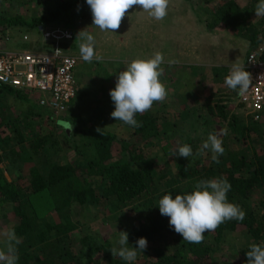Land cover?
<instances>
[{
	"label": "trees",
	"instance_id": "obj_1",
	"mask_svg": "<svg viewBox=\"0 0 264 264\" xmlns=\"http://www.w3.org/2000/svg\"><path fill=\"white\" fill-rule=\"evenodd\" d=\"M33 1L43 3L42 0ZM240 1L219 0L218 5L210 9L213 12L210 27L225 23L236 34L248 35L252 48L260 42L264 30L260 32L254 24H249L253 18L250 17L249 6L242 7ZM48 8L30 18L22 14L0 13V27L2 31H7L23 26L38 32L41 26L62 20L69 22L78 10L84 13L90 9L86 0H64ZM74 42L75 37L66 46ZM90 63L98 67L97 71L93 70V78L85 83L77 79V96L66 110L69 116L58 118L54 122L56 127L52 129L36 127L40 123L35 124L38 121L33 120L49 118L51 114L45 115L33 106L28 107V104L18 101L32 99L27 93L0 85V209L4 217L12 213L14 218L19 219L10 227L20 239L16 245L17 264H136V261L128 262L112 256L110 249L120 247L119 239L99 237V233L91 232L92 223L86 213H90L95 205L110 208L112 212L126 207L136 211L138 224L122 230L128 233L131 247L137 246L139 238H146L147 248H150L154 235L165 236L166 244L156 248L157 258L152 264H213L221 245L233 235L240 234L239 226L245 225L242 235L247 234L250 240L244 243L241 258L238 262L223 264H247L246 253L250 245H264V110L250 113L239 101L238 91L225 85L227 75L222 80V77L217 79L214 76L209 84L212 93L200 104V118L196 115L197 108L192 110L183 104L185 108L175 106L173 121L167 116L161 123V117L156 115L158 102H154L149 111L136 114L135 119L142 124L141 127L133 128L121 121L115 125L110 121L114 106L108 92L117 77L114 75L110 80L100 73L106 69L99 60L93 59ZM181 85L184 86L182 80L174 82L171 96H180ZM93 92L92 103H83ZM4 96H10L11 102L25 110L30 120L22 121L18 116L12 122L7 121L5 108L1 106ZM171 96L168 94L167 98ZM182 119L186 120L185 124L190 122L189 129L198 130L199 124H204L207 130L223 141L224 152L218 156L217 163L212 159L210 150L200 152L196 143L193 147L190 144L192 139L186 140L193 155L188 159L181 157L171 172L166 169L159 175L154 167L155 154L149 153L147 146L150 140L160 137L161 125L166 134L184 128ZM58 132L62 134L60 138ZM137 135L140 142L135 139ZM259 140L261 146L255 148L254 142ZM114 144L120 147L118 153L113 152ZM63 146H69L80 158L83 157L82 160L73 163L61 157L57 149ZM250 148L253 151L251 154ZM195 152L200 154L198 158ZM2 163H5V168ZM26 165L30 166V173L25 181L20 170ZM14 169L17 175L13 173ZM6 170L12 174V180L5 176ZM219 178L226 179L231 185L227 193L228 202L241 207L246 213L244 219L225 221L215 231L206 232L202 243L183 241V237L170 227L169 218L160 214L159 199L164 195L175 198L176 195L190 193L197 182ZM35 200H42L45 209L42 203ZM41 210H54L58 220ZM80 226L84 234L73 248L68 242L71 237L74 238L73 235L78 236L73 233ZM1 239L4 237L1 236ZM143 252H137L138 258Z\"/></svg>",
	"mask_w": 264,
	"mask_h": 264
},
{
	"label": "rangeland",
	"instance_id": "obj_2",
	"mask_svg": "<svg viewBox=\"0 0 264 264\" xmlns=\"http://www.w3.org/2000/svg\"><path fill=\"white\" fill-rule=\"evenodd\" d=\"M42 1L43 3H38L33 0H0V13H6L8 15L22 14L30 18L31 16L42 14L43 12H45V9H49L48 7H54L55 4L63 2L64 0ZM247 1L248 0H241L240 4L242 7L249 6L250 17H253L252 20L249 18V24H254V26L258 30H260V32H262V30H264V16H255V4L258 3V0H251L250 2ZM218 2L219 0H168L167 15L163 20H156L150 17L148 13L144 12L139 6H133V8L129 9L125 14L124 18L122 19L120 28L116 30L115 33L110 30L101 31L97 26L93 25L90 9L84 11V13L78 10L79 12L77 11V13H75L76 15L71 18V21L65 22L67 24H65L62 20L61 22L50 23L47 26L64 25L66 27L73 28L76 34L75 42L71 46L68 45L67 48L72 53L77 54V56H79L80 58L81 56L79 52V44L82 41L80 38H77L78 33L85 30L89 34H91L94 37L95 41V56L100 57V64L106 68V70H103L100 73H102L110 80L114 77V75L117 77L119 71L125 70L127 65L131 61L135 59H148L152 57V52H154L152 42H154L155 45L158 44L157 38H155L153 41L152 29H158L159 27H161L160 44L162 46L161 53L164 57V63L161 65V67L164 69L163 74L161 75V83L163 85H166L167 95L169 94L171 96V92L173 90L172 87H170V84L172 85V81L169 78L175 69L184 70L188 67L194 66L193 69L195 73L199 75L204 74L206 76L210 74L212 76H215L217 79L222 77V80L223 76L229 74L232 63L237 62L241 65L244 64L247 52L250 49L249 36L246 34H236V32L228 28L225 23H220L214 28L210 27V23L213 18V12L210 9L213 6H217ZM175 16L189 19V21L187 22V26H182L183 23L178 19L177 20L181 26L171 25V18H174ZM190 22L193 24L192 26H188ZM12 30H14L11 33L12 38H20L17 48L24 47L22 44L23 39L21 38L20 34L21 32L25 33V31L30 30L23 26L9 28L7 29V31H2L0 27V47H6V44L10 40L8 35ZM32 32V37L33 39H35L38 36V34L36 35L37 30H33ZM262 34H264V31ZM26 42H29L28 47L31 49H38L40 47L39 44L34 42L33 40L28 39L26 40ZM185 46L187 47L184 48ZM13 48L14 47L10 49ZM171 51L174 52L173 55L175 59L171 60L173 61V63L169 64L168 57ZM177 51L180 53L178 54ZM188 51H190L191 54L187 53V55L184 56ZM187 61L192 65H189ZM90 64V62H86L82 58L80 59L79 64L76 68V77L80 82H90V78L92 79L93 74L95 73L93 72V70L97 71L98 67L96 65ZM89 70L92 73H90ZM207 81L211 83V79H208ZM113 82L114 85L112 89L115 88L116 79H114ZM200 91L197 90L193 94L198 96L200 95ZM94 92L85 100H83V103L87 102L91 104L93 101L92 98L94 97ZM210 93H212L211 88L209 94ZM107 96L108 94L105 95V97ZM4 97L5 99L1 100V106L5 108L7 121L12 122L13 119L18 116L22 121L27 122L30 120V118L26 115L25 110H23L18 104L11 102L10 96ZM200 99L201 98H197V102L193 100L192 104H190L191 102L185 103L191 109L197 108L196 115L198 118H200L199 116H201L199 112V102L201 101ZM18 101L28 104L26 105L28 107L33 106L38 111L43 112L45 115L51 114V117H44L41 120H38V118L36 119L35 117L36 120H33V122L38 121L35 122V124L40 123L39 127L36 125V127L40 129L43 127H48L50 129L55 128L56 126L54 122L58 118H66L69 116L67 111L62 114L56 115L50 110L49 107L39 105L32 99H29V101L19 99ZM180 101L181 96H171L169 98L166 97L163 102H158V104L155 106L157 109L156 115L158 117H161L159 120L161 123L166 120L167 116L168 118H170V120H174V113L172 114V112H176L175 106L184 107V103H179ZM96 102L97 100H95L94 103ZM195 104H199V106L197 105V107H192V105ZM236 108L235 111L237 112ZM182 120H184L183 124H185L186 120ZM110 121L113 124L117 125V121H115L113 118L110 119ZM59 122L62 124L63 121L60 120ZM6 124H8V122ZM109 124L111 123L109 122ZM189 127L190 122L188 121L185 124L184 128H180L178 131H173L166 134L161 125L160 137L150 140V145L147 146L146 150L151 154H155L154 167L156 171H158L159 175H161V171L166 169H169L171 172V168L178 165V162L176 163V161H178V159H180L181 157H179L178 155H174V153L177 151L179 146L186 144V140L192 139V141H190L192 147L197 144L201 149L203 143L207 140L208 135L211 133V130H207L208 128L205 127L204 124H199L198 130H194L192 128L189 129ZM61 130L62 129H60V131ZM205 130H207V132ZM7 132H9L8 129ZM58 134V138H60L62 134H60L59 132ZM135 139H138L137 141L140 142V136H135ZM254 146H256L255 148H259L261 146L260 140L254 142ZM57 150V154L62 155L61 157H65L67 158V160L73 163H77L83 158H80L74 151L71 150L69 146H63L58 148ZM90 151L91 153H93V148H91ZM119 151V145L114 144L113 152L118 153ZM251 152H253L252 148L249 149V154H251ZM0 153H2L1 150ZM194 155L196 158H198L200 154L198 152H195ZM53 159L55 160L58 158L53 157ZM1 166L5 168L6 165L5 163H2ZM29 167L30 166L26 165V167L20 170V174L24 176L25 181L27 180V176L30 173ZM16 172L17 170L14 169L13 173L15 175H17ZM162 173H165V171H163ZM11 175L12 174L9 173L8 170H6L5 176L8 180H12ZM16 181L18 183H21V181L19 180ZM25 181L23 180V182ZM35 201H39L40 204L42 203V208L45 209L42 200ZM104 207L95 205L91 207L90 213H86V217H89L92 223L91 232L99 233V237L111 236L113 240H118L119 232H121L124 227L135 226L139 222L136 217V211L131 207H126L116 212H112L110 208L106 209ZM1 210L2 209H0V234L10 229L12 225L19 222V219L14 218L12 213H9V215L7 214V217H4ZM40 212H44L46 214L49 213V215H53V217L58 220V215L56 214V212H54V210H41ZM244 229L245 225H240L238 229V232H240V234L233 235L232 239L221 245L220 249H218L215 253L213 264H223L224 262H238V260L241 258V251L245 246L244 243L250 240V236H248L247 234L242 235V230ZM75 233L78 236L73 235L74 238L71 237L68 242V245L73 246V248L76 247L77 244H79L82 238L81 235L84 234L81 226L73 234ZM1 236L2 235H0V240H3L1 239ZM162 238L163 234L154 235L151 238L153 242H150V248H146V250H144L143 252V255L141 254L140 258H138L139 255L137 254V257L135 259L136 264H152L153 260H156L157 258L156 248H162L165 246L164 244H166V242H164L165 236L163 239Z\"/></svg>",
	"mask_w": 264,
	"mask_h": 264
},
{
	"label": "clouds",
	"instance_id": "obj_3",
	"mask_svg": "<svg viewBox=\"0 0 264 264\" xmlns=\"http://www.w3.org/2000/svg\"><path fill=\"white\" fill-rule=\"evenodd\" d=\"M86 3L91 10L93 25L101 31L110 30L113 33L120 28L122 19L133 6H139L156 20H163L168 8V0H86ZM255 16H264V0H259L256 5ZM77 38L82 41L79 52L84 61L100 59L95 56V41L91 34L83 30L78 33ZM163 63V54L156 52L151 58L131 61L125 70L118 72L115 88L109 92L114 103L111 117L115 121L133 128L141 127L142 124L135 119L136 114H143L152 108L154 102L166 99L167 91L160 81L164 71L161 67ZM171 63L173 61H169ZM224 83L242 96L252 84L251 74L245 71V66L235 62L232 63ZM222 143L216 134L210 133L199 151L210 150L213 153L212 159L218 163V156L224 152ZM174 155L188 159L193 151L190 145L184 144L178 147ZM230 189L231 185L223 178L202 180L195 184L190 193L176 195L175 198L164 195L158 201L159 212L169 218L170 227L183 237V241L199 244L203 242L206 232L215 231L225 221L244 219L246 213L241 207L228 202L227 193ZM0 235L4 237L0 240V244H3L0 247V264H17L19 257L16 245L20 243V239L11 228ZM118 243L119 248L114 246L110 249L112 256L128 262L135 261L137 252H143L147 248L146 238H139L136 247L129 246L128 233L123 231L119 232ZM246 256L247 264H264V245L251 244Z\"/></svg>",
	"mask_w": 264,
	"mask_h": 264
},
{
	"label": "built area",
	"instance_id": "obj_4",
	"mask_svg": "<svg viewBox=\"0 0 264 264\" xmlns=\"http://www.w3.org/2000/svg\"><path fill=\"white\" fill-rule=\"evenodd\" d=\"M37 37L33 41L39 44L38 49L0 47V85L27 93L39 105L59 115L66 112L77 96L76 67L80 57L66 46L74 39L75 30L66 26H41ZM24 38L32 40L28 35ZM243 66L251 74L252 84L244 95H239V101L250 113L262 111L264 35L249 49Z\"/></svg>",
	"mask_w": 264,
	"mask_h": 264
},
{
	"label": "crops",
	"instance_id": "obj_5",
	"mask_svg": "<svg viewBox=\"0 0 264 264\" xmlns=\"http://www.w3.org/2000/svg\"><path fill=\"white\" fill-rule=\"evenodd\" d=\"M180 20L183 24H182V26L184 25V26H187V22L189 21V19H187V18H181V17H179V16H175L174 18H171V25H175V26H181L180 24H179V22H178V20ZM193 24L190 22L189 24H188V26H192ZM160 30H161V27H159L158 29H152V36H153V41H154V39L155 38H157L158 39V44H154V42H152V44H153V47H154V52H152V56H153V54L154 53H156V52H160L161 53V49H162V46H161V44H160V41H161V39H160ZM14 30H12L10 33H9V38H10V40L8 41V43L6 44V48L7 49H10V48H12V47H14L13 49H16V50H18V49H28L29 47H28V43L29 42H26V40H25V38H24V36L25 35H28L29 37H31V39L32 40H34L33 39V37H32V31L33 30H30V31H25V33L24 32H21V38L23 39V46L24 47H22V48H17V45L19 44V39L20 38H16V39H14V38H12V35H11V33L13 32ZM35 32V31H34ZM38 34V32L36 33V35ZM262 35H264V34H262L261 33V36ZM13 40H15V41H13ZM3 47H5V46H3ZM28 47V48H27ZM187 46H185L184 48H186ZM177 53L179 54L180 52H178L177 51ZM187 53H189V54H191L190 53V51H188V52H186L185 53V55L184 56H186L187 55ZM174 52L173 51H171V53H169V57H168V60L169 61H171V60H174L175 58H174ZM110 59V58H109ZM187 63H188V61H187ZM189 65H192V64H190V63H188ZM193 67L194 66H192V67H188V68H186V69H184V70H178V69H175L174 70V72L171 74V76H170V80L172 81V85L170 84V87H172V90H173V85H174V82H176V81H181L182 80V83L184 84V86L183 85H181V93H180V96H181V101L184 103V106H186V104L185 103H190V104H192V101L193 100H195L196 102H197V98H201L200 100V102H199V104H201V102L203 101V99L206 97V96H208L209 95V92H210V87H209V84H210V82H208L207 80L208 79H211V82H213L212 81V78H214V76H212V75H210V74H208L207 76L206 75H204V74H201V75H199V74H197V73H195V71H194V69H193ZM106 69V68H105ZM199 76V77H198ZM160 81H161V77H160ZM187 84H188V86H187ZM200 91V95H198V96H196L195 94H193V93H195L196 91ZM205 96V97H204ZM204 97V98H203ZM203 98V99H202ZM199 104H195V105H199ZM195 105H192V107L193 106H195ZM185 108V107H184Z\"/></svg>",
	"mask_w": 264,
	"mask_h": 264
}]
</instances>
